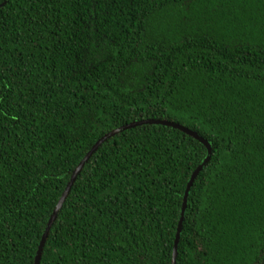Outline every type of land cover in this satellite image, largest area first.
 I'll list each match as a JSON object with an SVG mask.
<instances>
[{
  "label": "trees",
  "instance_id": "obj_1",
  "mask_svg": "<svg viewBox=\"0 0 264 264\" xmlns=\"http://www.w3.org/2000/svg\"><path fill=\"white\" fill-rule=\"evenodd\" d=\"M212 156L176 264H264V0H0V264H35L107 134ZM207 147L106 140L40 264H173Z\"/></svg>",
  "mask_w": 264,
  "mask_h": 264
},
{
  "label": "water",
  "instance_id": "obj_2",
  "mask_svg": "<svg viewBox=\"0 0 264 264\" xmlns=\"http://www.w3.org/2000/svg\"><path fill=\"white\" fill-rule=\"evenodd\" d=\"M154 124H161V125H165L168 127H172L174 129H178L181 130L182 132L188 134L189 136H192L193 138H195L196 140L202 142L208 149V157L207 159L204 161V163L202 165H200L196 171L193 173L190 182L187 186V190H186V194H185V200H184V204H183V209H182V218L178 227V233H177V237H176V241H175V248H174V255H173V264H176L177 261V256H178V244L180 241V236H181V232H182V228H183V221H184V214L187 208V197L188 194L191 190V188L193 187L196 179L198 178L199 174L201 173V171L203 170V168L208 164V162L210 161V158L212 156V149L211 146L209 144V142L207 140H205L202 136H200L196 131H193L187 127H184L178 123H174V122H169V121H160V120H144V121H139V122H134L132 124L126 125L122 128L116 129L115 131L107 134L106 136H104L101 140H99L94 147L92 148V150L85 156V158L81 161V163L79 164V166L77 167V169L74 171L72 178L63 194V196L61 197V200L59 201V204L57 205L54 214L52 215L48 226L46 228V231L44 233L43 239L41 241V245L39 247L38 250V254L36 257V261L35 264H40V260H41V256H42V251L43 248L45 246L46 240L49 236L50 233V229L53 226L55 220L58 217V213L60 211V209L62 208L65 200L67 199L74 183L76 182L79 174L81 173L82 169L84 168V166L86 165V163L92 158V156L97 152V150L99 149V147L102 145V143H104L106 140H108L109 138L117 135L119 132L121 131H125L131 128H135L138 126H142V125H154Z\"/></svg>",
  "mask_w": 264,
  "mask_h": 264
}]
</instances>
